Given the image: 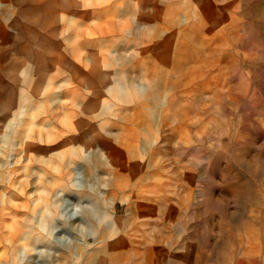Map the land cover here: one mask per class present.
Instances as JSON below:
<instances>
[{
	"label": "rangeland",
	"instance_id": "374dc122",
	"mask_svg": "<svg viewBox=\"0 0 264 264\" xmlns=\"http://www.w3.org/2000/svg\"><path fill=\"white\" fill-rule=\"evenodd\" d=\"M89 258L264 264V0H0V264Z\"/></svg>",
	"mask_w": 264,
	"mask_h": 264
},
{
	"label": "bare ground",
	"instance_id": "6f19581e",
	"mask_svg": "<svg viewBox=\"0 0 264 264\" xmlns=\"http://www.w3.org/2000/svg\"><path fill=\"white\" fill-rule=\"evenodd\" d=\"M96 250V249H95ZM99 253V252H98ZM132 253V252H131ZM130 253V254H131ZM97 254V253H96ZM100 254H102V253H100ZM133 254V253H132ZM139 255V254H138ZM96 256H98V255H96ZM93 260H94V258L92 259V258H89V259H87V262H86V264H94V262H93ZM97 260V259H96ZM133 260V259H132ZM135 261H137V260H135ZM138 263V262H137Z\"/></svg>",
	"mask_w": 264,
	"mask_h": 264
}]
</instances>
